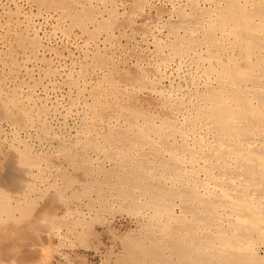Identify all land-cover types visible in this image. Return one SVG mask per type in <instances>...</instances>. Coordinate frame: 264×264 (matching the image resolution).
<instances>
[{
    "label": "rangeland",
    "instance_id": "1",
    "mask_svg": "<svg viewBox=\"0 0 264 264\" xmlns=\"http://www.w3.org/2000/svg\"><path fill=\"white\" fill-rule=\"evenodd\" d=\"M248 1L0 0V264H259Z\"/></svg>",
    "mask_w": 264,
    "mask_h": 264
},
{
    "label": "bare ground",
    "instance_id": "2",
    "mask_svg": "<svg viewBox=\"0 0 264 264\" xmlns=\"http://www.w3.org/2000/svg\"><path fill=\"white\" fill-rule=\"evenodd\" d=\"M243 1L246 2V1H248V0H243ZM248 2H249V1H248ZM262 5H263V4H262ZM262 8H264V7H262ZM262 8H261V9H262ZM234 10H235V9H234ZM262 10H264V9H262ZM262 10H260V11H262ZM261 13H262V12H261ZM243 14H245V13H243ZM263 14H264V12H263ZM241 15H242V14H241ZM241 15H240V16H241ZM258 15H259V14H258ZM261 15H262V14H261ZM242 16H243V15H242ZM52 17H53V16H52ZM49 19H50V18H49ZM261 20L264 21V17H262ZM236 22H237V21H236ZM234 23H235V22H234ZM236 24H237V23H236ZM243 25H244V24H242V27H243ZM234 26H236V25L234 24ZM248 27H249V26H248ZM259 29H260V28H259ZM74 39H75V38H74ZM73 41H74V40H73ZM77 42H79V41H77ZM71 43H72V42H71ZM75 44H76V43H75ZM107 44H108V43H107ZM62 56H63V55H62ZM55 57H56V56H55ZM60 58H61V57H60ZM28 61H29V60H28ZM28 61H27L26 63H28ZM29 62H30V61H29ZM34 62H36V61H34ZM28 65H30V63H29ZM177 65H178V64H177ZM180 65H181V64H180ZM234 65H235V67L237 66L236 63H235ZM30 66H31V65H30ZM33 66H34V65H33ZM178 67H179V66H178ZM178 67H177V68H178ZM238 67H239V66H238ZM239 69H240V68H239ZM98 70H99V69H98ZM234 70H235V72H236V69H235V68H234ZM241 70H243V69H241ZM98 73H99V72H98ZM94 76H95V75H94ZM239 76H240V75H239ZM237 77H238V76H237ZM243 77H244V76H243ZM91 78H92V77H91ZM241 78H242V77H241ZM241 78H239V79H241ZM236 79H238V78H236ZM49 82H50V81H49ZM52 82H53V81H52ZM81 82H82V81H81ZM88 83H89V82H88ZM53 84H54V82L52 83V85H53ZM50 85H51V84H50ZM52 85H51V86H52ZM56 86H57V85H56ZM51 88H52V87H51ZM54 88H55V87H54ZM53 90H54V89H53ZM53 90H52V92H53ZM67 90H68V89H67ZM47 91H48V90H47ZM26 96H27V95H26ZM237 96H238V95H237ZM237 96H236V97H237ZM78 97H79V96H78ZM244 97H245V95H244ZM226 98H228V97H226ZM226 98H225V99H226ZM41 99H42V98H41ZM230 99H231V98H230ZM236 99H237V98H236ZM242 99H245V100H246L245 102H247V100H248L247 97L242 98ZM76 100H77V99H76ZM227 100H229V99H227ZM227 100H226V101H227ZM240 100H241V99H240ZM240 100H239V101H240ZM230 101H231V100H230ZM232 101H234V100L232 99ZM223 102H224V101H223ZM223 102H222L221 104H222V105L224 104V106H225V103H223ZM242 102H244V100H243ZM245 102H244V103H245ZM64 103H66V102H64ZM234 103L237 104L238 101L235 100ZM239 103H240V102H239ZM248 103H249V101H248ZM67 104H68V103H67ZM227 104H228V102L226 103V105H227ZM236 104H234V105H236ZM237 106H239V104H238ZM240 106H241V105H240ZM242 106H243V105H242ZM244 106H245V105H244ZM244 106H243V107H244ZM222 107H223V106H222ZM226 107H227V106H225V108H226ZM251 107H253V106L250 105V107H248V105H247V106L245 107V109H247V110L249 111V109H251ZM220 108H221V107H220ZM223 108H224V107H223ZM223 108H222V109H223ZM227 108H228V107H227ZM216 109H217V108H216ZM222 109H221V110H222ZM245 109H244V110H245ZM221 110H220V111H221ZM247 110H246V111H247ZM77 111H78V110H77ZM216 111H217V110H216ZM218 111H219V110H218ZM220 111H219V112H220ZM223 111H224V110H223ZM223 111H222V112H223ZM228 111H229V109H228ZM228 111H226V112H228ZM212 112H213V111H212ZM219 112H218V113H219ZM244 112H245V111H244ZM244 112L242 113L241 110H239V111H237V112H234V113H235V114H234V115H235L234 118L237 120L239 117H243L242 115L244 114ZM213 113H214V112H213ZM213 113H212V114H213ZM249 113H250V112H249ZM249 113H248V114H249ZM219 114H220V113H219ZM246 114H247V113H246ZM246 114H244V115H245L246 118H247L248 115H246ZM184 115H185V114H184ZM223 115H225V113H223ZM226 115H227V114H226ZM231 115H232V114H231ZM245 116H244V117H245ZM249 116H250V115H249ZM181 117L184 118L185 116H181ZM181 117H180V118H181ZM229 117H230V115H229ZM229 117H228V118H229ZM244 117H243V118H244ZM218 118H222V117L220 116V117H218ZM223 118H224V116H223ZM213 119H214V117H213ZM224 119H225V118H224ZM232 119H233V118H232ZM235 119H234V120H235ZM239 119H240V118H239ZM248 119H249V118H248ZM184 120H185V119H182V121H184ZM186 120H187V119H186ZM241 120H242V119H241ZM225 121H227V120H225ZM245 121H246V120H245ZM214 122H215V121H214ZM222 122H223V121H222ZM236 122H237V121H236ZM241 122H243V120H242ZM182 123H183V122H182ZM244 123H245V122H244ZM248 123H249V122H248ZM236 125H237V123H236ZM205 133H206V132H205ZM206 134H207V133H206ZM192 138H193V137H192ZM191 140H192V139H191ZM255 140H256V138H255ZM247 141H248V140H247ZM245 142H246V140H245ZM252 142H253V140L250 142V144H251ZM240 143H241V142H240ZM243 143H244V142H243ZM256 143H257V142H256ZM254 144H255V141H254ZM262 145H263V144H262ZM247 146H248V145H247ZM255 146H256V144H255ZM252 147H253V146H252ZM257 147H258V146H257ZM246 148H247V147H246ZM249 148H250V146H249ZM220 149H221V148H220ZM247 149H248V148H247ZM250 149H252V148H250ZM250 149H249V151H250ZM237 155H238V154H237ZM238 156H239V155H238ZM252 156H254V155H252ZM233 159H234V158H233ZM211 184H212V183H211ZM212 186L215 187V185H212ZM206 187H207V186H206ZM210 189H211V188L209 187V190H210ZM205 191H206V190H205ZM206 192H207V191H206ZM209 192H210V191H209ZM207 193H208V192H207ZM202 194H203V193H202ZM205 194H206V193H205ZM210 194H211V193H210ZM15 195H16V194H15ZM17 195H18V194H17ZM18 196H19V195H18ZM206 196H208V195H206ZM232 201H233V200H232ZM253 204H254V203H253ZM261 205H262V204H261ZM251 206H252V205H251ZM248 210H249V209H248ZM240 219H244V218H240ZM221 244H222V243H221ZM228 244H229V243H228ZM232 244H233V243H232ZM262 244L264 245V242H262ZM229 245H230V244H229ZM230 246H233V245H230ZM256 262H258L259 264H264V258H263V259H260V260L257 259Z\"/></svg>",
    "mask_w": 264,
    "mask_h": 264
}]
</instances>
